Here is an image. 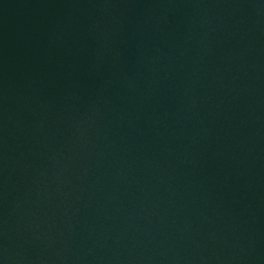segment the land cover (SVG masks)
I'll return each mask as SVG.
<instances>
[{
  "label": "water",
  "instance_id": "1",
  "mask_svg": "<svg viewBox=\"0 0 264 264\" xmlns=\"http://www.w3.org/2000/svg\"><path fill=\"white\" fill-rule=\"evenodd\" d=\"M0 264H264V0H0Z\"/></svg>",
  "mask_w": 264,
  "mask_h": 264
}]
</instances>
